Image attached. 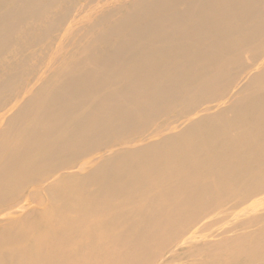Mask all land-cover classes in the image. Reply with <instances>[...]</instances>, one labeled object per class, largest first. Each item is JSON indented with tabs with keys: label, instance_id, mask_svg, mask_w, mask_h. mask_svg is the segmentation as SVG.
Instances as JSON below:
<instances>
[{
	"label": "bare ground",
	"instance_id": "1",
	"mask_svg": "<svg viewBox=\"0 0 264 264\" xmlns=\"http://www.w3.org/2000/svg\"><path fill=\"white\" fill-rule=\"evenodd\" d=\"M0 264H264V0H0Z\"/></svg>",
	"mask_w": 264,
	"mask_h": 264
}]
</instances>
